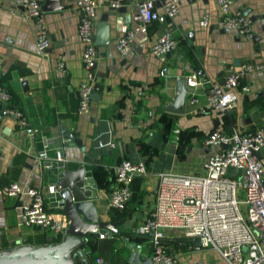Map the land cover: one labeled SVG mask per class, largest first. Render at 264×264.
<instances>
[{
  "label": "crops",
  "instance_id": "obj_1",
  "mask_svg": "<svg viewBox=\"0 0 264 264\" xmlns=\"http://www.w3.org/2000/svg\"><path fill=\"white\" fill-rule=\"evenodd\" d=\"M38 1L43 5L44 0ZM75 1L60 0V9L43 10L50 38L45 56L37 52V28L22 13L20 0L0 1V86L10 95L9 106L21 111L28 126L36 129L31 137L12 117H0V251L44 248L58 241L59 237L25 223L20 206L29 197L24 193L8 196L7 187L17 183L23 191H43L48 215L66 226V218L54 205L57 195L46 190L63 170L43 167L44 160H54L61 151L68 160L67 170L84 166L93 178L97 221H121L119 229L129 234V243L134 245L115 235L93 238L84 255L86 264H152L149 239L136 230L153 208L158 173L207 175L206 161L225 144L205 145L211 131L264 130V71L251 72L240 81L232 111L199 115L192 112L189 101L193 92L202 101L207 80L220 79L228 65L264 60V0H232L231 12L251 19V38L222 28L217 0H178L174 21L163 14L167 0H156L159 19L146 33H135L126 56H120L115 45L123 26H136L139 0H117L118 7L110 5L114 0H98L94 37L105 17L109 42L96 45L91 78L82 59ZM164 32L175 42L168 55L167 76L159 74L160 62L151 53L152 44ZM193 74L200 84L187 94L185 112L167 111L165 105L176 94L177 78ZM84 82L93 87L94 96L89 110L80 114L77 89ZM61 125L80 143L64 139ZM257 156L264 164V143ZM122 159L144 162L146 172L133 179L127 207L114 210L109 204L115 185L113 167ZM167 232L164 243L180 264H227L215 250Z\"/></svg>",
  "mask_w": 264,
  "mask_h": 264
},
{
  "label": "built area",
  "instance_id": "obj_2",
  "mask_svg": "<svg viewBox=\"0 0 264 264\" xmlns=\"http://www.w3.org/2000/svg\"><path fill=\"white\" fill-rule=\"evenodd\" d=\"M217 2L222 28L251 38V19L242 13L231 12L232 0ZM155 3L156 0H139L136 26L133 29L127 26L120 29L121 35L115 45L120 56L131 52L135 33H146L147 27L159 19ZM98 5V0H76L73 6L78 14L77 32L84 45L82 59L89 78L92 77L97 54L94 27ZM110 5L118 7L120 2L114 0ZM20 6L25 17L36 25L37 52L47 55L50 38L42 3L38 0H20ZM162 10L166 18L174 21L179 12L178 0L165 1ZM202 24H206V18ZM174 47L175 42L169 32L159 35L151 46V53L160 62L161 76L168 74V55ZM59 66L64 67L62 62ZM254 71H264V60L228 65L220 79L207 80L202 101L196 93L191 94L189 101L192 112L204 115L232 111L237 106L235 89L247 74ZM185 82L192 88L200 84L194 74L185 76ZM92 90L93 87L86 82L78 87V113L89 110ZM243 90L247 92L249 87L244 86ZM9 100L8 91L0 86V117H12L19 128L32 137L36 129L28 126V120L21 111L9 106ZM224 143L226 147L206 161L207 175L158 173L153 208L136 230L149 239L152 264H180L164 243L167 230L192 240L199 239L200 247L215 250L227 264H264V164L257 156L264 143V130L240 131L233 128L230 133L213 130L204 140L205 145ZM39 156L45 158L44 154ZM67 163L66 156L58 151L54 160H44L43 167L46 170H65ZM113 172L115 185L109 194V204L114 210H123L132 197L133 179L145 174L146 165L142 161L122 159L113 167ZM46 190L48 194L55 193V185H48ZM22 193L29 197V201L20 206L25 223L59 237L65 226L62 221L48 215L45 193L36 189L23 191L17 183L7 187L8 196ZM54 205L58 208L57 199Z\"/></svg>",
  "mask_w": 264,
  "mask_h": 264
},
{
  "label": "water",
  "instance_id": "obj_3",
  "mask_svg": "<svg viewBox=\"0 0 264 264\" xmlns=\"http://www.w3.org/2000/svg\"><path fill=\"white\" fill-rule=\"evenodd\" d=\"M59 2L60 0H44L42 10L60 9ZM105 20L106 18L102 17L97 26L95 45L109 42V26ZM189 92H193V89L186 85L185 76L178 77L176 94L172 101L165 105V109L169 112L183 114ZM92 96H94L93 93H91ZM61 129L64 139L80 143L74 135L67 133L64 125H61ZM55 194L58 198L59 212L66 218V226L58 241L44 248L27 249L25 247L22 250L0 251V264H86L87 260L84 259V255L88 254L87 244L91 243L93 238L115 235L129 243V234L118 227L121 221H97L99 210L94 205L97 189L93 178L87 175L84 166L77 170L60 171L55 183ZM193 243L200 247L199 239H193ZM129 244L131 247L134 246L133 243Z\"/></svg>",
  "mask_w": 264,
  "mask_h": 264
},
{
  "label": "rangeland",
  "instance_id": "obj_4",
  "mask_svg": "<svg viewBox=\"0 0 264 264\" xmlns=\"http://www.w3.org/2000/svg\"><path fill=\"white\" fill-rule=\"evenodd\" d=\"M167 235H174L177 238H183L182 236L177 235V233H175L174 231L167 232Z\"/></svg>",
  "mask_w": 264,
  "mask_h": 264
}]
</instances>
